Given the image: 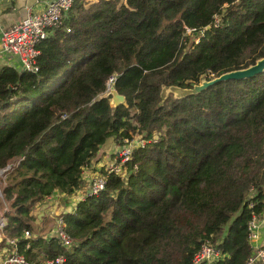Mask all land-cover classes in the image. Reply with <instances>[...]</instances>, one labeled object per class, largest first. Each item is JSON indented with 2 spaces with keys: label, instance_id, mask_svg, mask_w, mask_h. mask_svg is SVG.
Instances as JSON below:
<instances>
[{
  "label": "trees",
  "instance_id": "1",
  "mask_svg": "<svg viewBox=\"0 0 264 264\" xmlns=\"http://www.w3.org/2000/svg\"><path fill=\"white\" fill-rule=\"evenodd\" d=\"M49 32L36 70L0 66V249L14 239L26 264H192L208 241L212 264H244L264 216V71L162 94L263 57L264 0H72ZM135 137L125 175L102 168L104 188L59 214L71 246L40 233L34 207L82 189L109 138Z\"/></svg>",
  "mask_w": 264,
  "mask_h": 264
},
{
  "label": "built area",
  "instance_id": "2",
  "mask_svg": "<svg viewBox=\"0 0 264 264\" xmlns=\"http://www.w3.org/2000/svg\"><path fill=\"white\" fill-rule=\"evenodd\" d=\"M72 0H51L41 12L28 11L25 17L19 22L2 30L0 35V59L12 58L17 61V67L20 71L36 70V57L38 55L37 44L45 39L50 33V29L59 25L63 15L69 10ZM219 23V18L214 17V25ZM192 29L186 28V33ZM197 41V40H196ZM14 65V64H13ZM1 66V64H0ZM114 76H110L106 81V92L112 88ZM144 141L139 137L132 140L123 139L121 144H117L114 151V158L109 163L103 165L107 173H115L123 177L126 173L123 163L130 159L132 149L135 145L143 144ZM11 168L10 165L0 170V198H3L2 187L5 182V175ZM105 175L100 172L95 174L88 181V190L85 195L96 194L104 188ZM57 193V192H54ZM53 193V194H54ZM47 199L53 200L52 195ZM264 218V216H262ZM259 217H253L248 223L247 238L252 244L258 238V220ZM5 225V218L0 217V236L3 237L2 229ZM63 247L71 246V238L64 230L63 222L60 217H56L54 234ZM24 236L29 237V231H24ZM14 245V239L7 238V244L0 249V264H26L23 256L17 253ZM220 256L219 250L210 242H203L200 249L195 253L192 264H212ZM64 258L58 256L47 260L45 264H63ZM244 264H264V245L256 248Z\"/></svg>",
  "mask_w": 264,
  "mask_h": 264
},
{
  "label": "crops",
  "instance_id": "3",
  "mask_svg": "<svg viewBox=\"0 0 264 264\" xmlns=\"http://www.w3.org/2000/svg\"><path fill=\"white\" fill-rule=\"evenodd\" d=\"M51 0H0V35L3 29L19 22L26 16L28 11L33 13L41 12L46 4ZM1 65L16 66L17 61L10 58L0 59ZM14 64V65H13ZM117 144L112 138H109L98 151V160L93 161L89 166L84 168L82 177L84 179V187L79 189L72 195H66L61 192L54 193L52 197L55 199H45L38 203L32 210V215L36 219V223L41 225L40 233L43 235H53L56 217L64 212H72L76 203L81 200L83 194L88 190V181L99 172L105 163H109L114 158V151ZM102 158V159H101ZM68 202V205H67ZM258 238L252 242L253 251L264 245V218L259 217L258 220Z\"/></svg>",
  "mask_w": 264,
  "mask_h": 264
},
{
  "label": "water",
  "instance_id": "4",
  "mask_svg": "<svg viewBox=\"0 0 264 264\" xmlns=\"http://www.w3.org/2000/svg\"><path fill=\"white\" fill-rule=\"evenodd\" d=\"M264 71V55L260 59H258L254 64L238 69L225 72L211 80H202L200 84L194 85L190 89H181L178 87H166L169 92H174L176 96L181 95H189L199 93L200 91L207 89L208 87L227 80H240L245 78L253 77L257 74H260ZM165 89V88H164ZM109 94L111 95V102L114 106L124 102V96L119 94L113 87L109 90ZM2 241V237L0 236V242Z\"/></svg>",
  "mask_w": 264,
  "mask_h": 264
},
{
  "label": "rangeland",
  "instance_id": "5",
  "mask_svg": "<svg viewBox=\"0 0 264 264\" xmlns=\"http://www.w3.org/2000/svg\"><path fill=\"white\" fill-rule=\"evenodd\" d=\"M169 92V90L168 89H163V96L164 95H167V93ZM174 94H175V91L173 92ZM108 94H109V91H108ZM102 159V158H101ZM99 172H101V170L99 171ZM5 185V182L3 183V186ZM3 188V187H2ZM4 198V197H3ZM3 198H0V202H1V200H3ZM8 205H9V202H7V201H4V204H2V206L0 205V217H2L3 216V212L4 211H6L7 210V208H8ZM67 205H68V202H67Z\"/></svg>",
  "mask_w": 264,
  "mask_h": 264
}]
</instances>
